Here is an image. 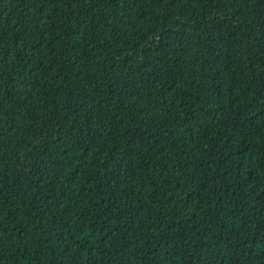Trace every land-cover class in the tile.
I'll list each match as a JSON object with an SVG mask.
<instances>
[{"label": "trees", "instance_id": "trees-1", "mask_svg": "<svg viewBox=\"0 0 264 264\" xmlns=\"http://www.w3.org/2000/svg\"><path fill=\"white\" fill-rule=\"evenodd\" d=\"M0 264H264V0H0Z\"/></svg>", "mask_w": 264, "mask_h": 264}]
</instances>
